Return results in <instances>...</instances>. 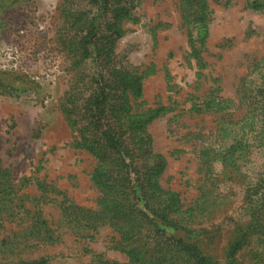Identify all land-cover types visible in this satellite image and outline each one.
<instances>
[{
    "label": "trees",
    "instance_id": "1",
    "mask_svg": "<svg viewBox=\"0 0 264 264\" xmlns=\"http://www.w3.org/2000/svg\"><path fill=\"white\" fill-rule=\"evenodd\" d=\"M138 6L139 0H59L54 41L72 77L58 100V111L73 135L72 148L94 161L90 181L98 191L96 207L78 206L38 181L39 196L21 193L10 172L0 168V233L8 231L0 239V249L22 253L31 242L34 247L54 246L61 241V227L81 239L107 227L114 235L111 248L125 257V264H264V181L251 184L242 170L251 150L264 146V58L240 80L238 106L218 96L217 89L192 104V112L211 114L216 120L197 151L202 176L197 195L184 204L178 193L162 186L166 160L153 150L148 133V126L170 113L173 105L146 108L141 100L145 73L115 53L127 32L125 24L137 22ZM246 6L264 13V5ZM176 7L188 47L186 58L200 75L206 68L202 52L210 0H176ZM237 107L242 115L233 119L230 112ZM29 183L23 179L21 186ZM237 188L241 219H229L232 226L224 233L207 228L212 212L227 210ZM47 203L56 205V221L44 216L41 207ZM49 260L18 258L8 264ZM89 264L110 263L93 254Z\"/></svg>",
    "mask_w": 264,
    "mask_h": 264
},
{
    "label": "rangeland",
    "instance_id": "2",
    "mask_svg": "<svg viewBox=\"0 0 264 264\" xmlns=\"http://www.w3.org/2000/svg\"><path fill=\"white\" fill-rule=\"evenodd\" d=\"M224 3L210 0L208 38L202 52L206 68L200 75L186 58L188 47L176 0H139L134 11L137 22L125 24L127 32L115 48L129 66L145 73L141 100L146 108L173 105L170 113L148 126V133L153 150L166 160L162 186L178 193L184 204L197 195L202 177L197 151L216 120L214 115L192 112V104L217 89L218 96L238 106L240 80L264 58V13L246 6L264 5V0ZM58 4L59 0H0V168L10 172L21 193L39 196L38 181L61 191L78 206L95 209L98 191L90 181L94 161L86 152L72 148L73 135L58 111V100L72 77L54 41ZM230 114L233 119L240 117L242 108ZM246 159L242 170L249 182L264 181V146L253 148ZM23 179H30L24 188ZM240 196L237 188L227 210L215 209L205 226L223 233L230 229L229 219H241ZM41 208L49 221L57 220L56 205L47 203ZM6 232L0 233V239ZM59 234L61 241L54 246L34 247L31 242L22 253L1 248L0 262L48 256V264H89L93 254H100L110 264L126 263L111 248L114 235L107 227L91 238L81 239L65 227Z\"/></svg>",
    "mask_w": 264,
    "mask_h": 264
}]
</instances>
